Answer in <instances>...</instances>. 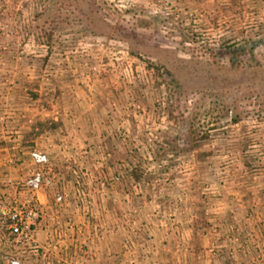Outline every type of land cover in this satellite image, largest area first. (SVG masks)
Wrapping results in <instances>:
<instances>
[{
	"label": "crops",
	"instance_id": "crops-1",
	"mask_svg": "<svg viewBox=\"0 0 264 264\" xmlns=\"http://www.w3.org/2000/svg\"><path fill=\"white\" fill-rule=\"evenodd\" d=\"M3 39L0 33V49ZM6 56L0 58V203L23 204L28 196L39 202L47 223L34 225V237L49 246L51 264H264V168L256 173L238 158L237 179L228 180L219 196L205 197L196 183L218 178L219 162L210 160L207 144L196 158L197 148L189 142L179 146L169 139L161 168L146 163L133 169L139 149L125 138L120 116L104 111L109 90L85 96L86 83L75 73H83L82 67L75 66L56 82L55 96L50 82L35 85L34 65ZM256 132L251 127L241 133ZM242 142L232 149H244ZM32 148L48 152L52 175V184L33 192L24 184L35 168ZM104 151L109 156L100 169ZM114 174L120 178L112 179ZM57 192L68 195L56 207ZM55 217L63 221L59 228ZM228 231L238 235V243L226 239ZM5 232L0 227V264H8V251L17 252L23 264H37L38 253L19 249Z\"/></svg>",
	"mask_w": 264,
	"mask_h": 264
},
{
	"label": "rangeland",
	"instance_id": "rangeland-1",
	"mask_svg": "<svg viewBox=\"0 0 264 264\" xmlns=\"http://www.w3.org/2000/svg\"><path fill=\"white\" fill-rule=\"evenodd\" d=\"M38 14L48 20L37 25ZM0 33V58L8 54L34 65L37 87H58L65 73L81 66L83 73L74 72L86 83L85 96L99 88L111 92L103 108L120 116L125 138L137 144L133 169L146 163L161 168L169 139L179 146L189 142L196 158L207 144L210 160L219 162L218 178L196 183L205 197L237 179L238 158L256 173L264 168V0H0ZM233 53H239L234 68ZM156 60L170 66L182 80L179 86L149 64ZM251 127L257 128L254 135L241 133ZM238 140L245 148L236 151ZM108 156L102 153L98 168ZM225 234L238 243L236 233ZM36 243L37 264L53 263L50 251L47 259L42 254L46 244ZM24 245L19 249H32Z\"/></svg>",
	"mask_w": 264,
	"mask_h": 264
},
{
	"label": "built area",
	"instance_id": "built-area-1",
	"mask_svg": "<svg viewBox=\"0 0 264 264\" xmlns=\"http://www.w3.org/2000/svg\"><path fill=\"white\" fill-rule=\"evenodd\" d=\"M29 155L32 162L35 164V168L25 179L24 184L33 192L52 184V175L49 172V155L46 151L39 148H32L29 151ZM12 181V179H8V182ZM65 197L66 194L63 192H57L55 194L54 199L57 206L64 201ZM37 223H47V219L44 210L33 196H28L23 204H18L14 200L0 203V227L3 231L6 229L3 236L5 237L8 235L18 246L26 247L24 245L26 244L36 253H38L39 247L34 237V225ZM54 223L58 228L61 227V218L55 217ZM49 251V246L46 245V248H44L42 252L43 256H46V259ZM4 258L7 260L8 264H23L17 252L8 251L4 254ZM47 264H49L48 260Z\"/></svg>",
	"mask_w": 264,
	"mask_h": 264
},
{
	"label": "trees",
	"instance_id": "trees-1",
	"mask_svg": "<svg viewBox=\"0 0 264 264\" xmlns=\"http://www.w3.org/2000/svg\"><path fill=\"white\" fill-rule=\"evenodd\" d=\"M40 15L38 14L37 18H38V22L37 25H41L44 23L45 20H48L46 18L43 17V19H41V17H39ZM40 19L42 22H40ZM252 55L253 54V50L251 51ZM239 53H233L230 56V62H231V66L234 68L236 67V61L239 60ZM254 58V57H253ZM150 65H152L156 70H161L163 72H166L168 76H170V80L174 85L179 86L181 84V79L178 78L177 74H175V72L170 68V66H168L167 64H165L164 62H161L160 60H156L153 62L149 63ZM232 120H236L237 119V115H234L233 117H231ZM55 125V123H53ZM53 126V125H52Z\"/></svg>",
	"mask_w": 264,
	"mask_h": 264
}]
</instances>
